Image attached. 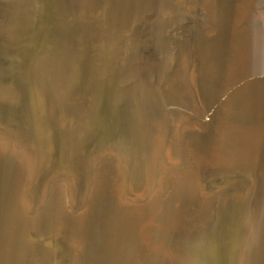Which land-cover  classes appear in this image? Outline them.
<instances>
[{
	"label": "bare ground",
	"instance_id": "1",
	"mask_svg": "<svg viewBox=\"0 0 264 264\" xmlns=\"http://www.w3.org/2000/svg\"><path fill=\"white\" fill-rule=\"evenodd\" d=\"M31 1L0 0V264H51L48 238L59 236L78 264H201L213 251L219 264H264V21L239 30L223 12L215 35L199 32L191 42L178 92L191 96L201 122L159 113V92L145 94L152 137L146 170L138 162L137 177L126 154L87 146V118L69 110L87 112L84 93L76 91L77 52L46 46V24ZM70 1L87 8L101 0ZM109 1L120 26L146 12L160 22L178 6V0ZM217 166L240 167L255 180L243 244L239 226L224 251L207 244L224 199L205 186ZM191 208L194 222L186 220ZM204 226L208 231L192 235Z\"/></svg>",
	"mask_w": 264,
	"mask_h": 264
},
{
	"label": "rangeland",
	"instance_id": "2",
	"mask_svg": "<svg viewBox=\"0 0 264 264\" xmlns=\"http://www.w3.org/2000/svg\"><path fill=\"white\" fill-rule=\"evenodd\" d=\"M32 1V7L36 11V15L42 21L44 20L46 24V46L54 50L62 47L65 50L72 49L77 52L78 60L74 64V67H78L76 91L84 93L82 97L85 100L87 112L84 115H79L77 109H74V107L69 110L75 118L79 119L81 116H84L85 119L87 118L86 130L82 134L83 137H88L89 135L86 139L87 146L91 150L95 146H111L115 152L126 154L127 160L131 163L130 166L135 169L134 174L136 173L137 177L140 176L137 172L139 169L138 162L146 170V154L152 137L151 124L143 109L146 100L144 99V97L146 98L145 94L147 93L146 95L149 96L151 93L155 94V92H159L161 100L159 99V104L158 106L156 105L157 110H155L157 112L161 113L163 110H169V112L180 118H188L201 122L199 113H195L193 109L191 96L178 92L181 91L179 80L181 79V70L184 68L183 65L185 66L191 54V42H193L199 32L208 36L215 30L211 36L215 35L218 31L219 16L223 12L226 16L230 17L231 21H236L235 27L239 30L250 28L264 21V0H178L177 9L173 12H166L160 22H158L159 20L155 17L154 12H146L144 17L147 20L143 17L133 24L125 26H120L118 20L113 19L110 13L111 2L109 0L98 1L96 5L87 8H80L70 0ZM249 2L253 3V5L248 8ZM261 5L263 6L262 8L259 7ZM182 9L187 13L183 18L179 15V10ZM219 12L221 13L219 14ZM247 21L249 22L247 23ZM74 34L77 36L75 37ZM81 58L83 59L80 60ZM86 67L89 69H86ZM81 72L82 74H80ZM165 73L166 75H163ZM162 76H165V80ZM166 79L170 80H167L168 84L166 83ZM115 85L118 87L116 88ZM143 85L144 89L141 90ZM149 87L150 89H147ZM128 92L130 93L128 94ZM118 93L119 95H117ZM97 96L98 98H96ZM124 96L130 101H127ZM100 100L102 101L101 103ZM109 102L111 103L109 104ZM96 103H100V105ZM104 108L106 109L104 110ZM4 124V120L0 117L1 130ZM26 141L29 142L28 136ZM237 173L251 176V185L243 186V182L235 177ZM247 173L243 172L240 167L230 168L228 166H217L207 172L208 175L205 177L206 189L211 192H220L222 197H224L219 208L220 211H218L220 214H218V218H220L214 230L208 231L207 226L198 227L197 230L193 231L192 235L199 234L202 230L208 231L209 236L211 235L212 238L209 237L207 244L213 243V245H218V249L221 246L224 251L230 242V235L234 232V229L240 226L238 237L241 240V245L243 244L248 224L243 222L242 219L243 216L248 219L245 213L249 209V201L255 185L254 176L252 173ZM189 211L186 214V220L194 222L196 220L194 208H191ZM48 242L49 246L54 250L51 264L79 263V259L77 260L72 249L61 236L57 237V239L48 238ZM205 246V244L201 245V249L203 248L204 250ZM214 254L217 255L218 252L213 251L211 254H206L201 264H209L207 258L213 259L214 264H219L216 262Z\"/></svg>",
	"mask_w": 264,
	"mask_h": 264
},
{
	"label": "water",
	"instance_id": "3",
	"mask_svg": "<svg viewBox=\"0 0 264 264\" xmlns=\"http://www.w3.org/2000/svg\"><path fill=\"white\" fill-rule=\"evenodd\" d=\"M260 7L262 8L263 6L261 5ZM235 177L243 182V186L251 185V181H252L251 176H246L244 174L237 173ZM29 237H31V238L35 237L34 234H33V232H30V236Z\"/></svg>",
	"mask_w": 264,
	"mask_h": 264
}]
</instances>
